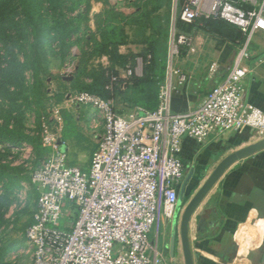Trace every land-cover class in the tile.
<instances>
[{
  "label": "built area",
  "instance_id": "2783aa9c",
  "mask_svg": "<svg viewBox=\"0 0 264 264\" xmlns=\"http://www.w3.org/2000/svg\"><path fill=\"white\" fill-rule=\"evenodd\" d=\"M198 20L235 26L245 39L229 73L208 98L198 108L175 113V79L181 85L187 81L175 66L176 58L185 49L196 51L194 39L180 32L178 24ZM170 26L167 82L155 111L133 108L121 113L114 99L87 92L66 96L68 107L93 108L104 122L88 172L71 166L58 143L62 108L53 110L55 124L42 126L43 146L52 151L39 164L31 144L0 141V153H8L2 163L28 170L39 192L33 223L25 231L32 264H163L158 236L151 241L150 235L176 214L186 177L183 140L204 144L213 135L248 128L264 139V112L244 99V82L252 72L245 61L253 37L264 33V0H173ZM141 65L142 58H137L135 65L111 76L107 89L126 88L134 77H141ZM1 114L0 108V127Z\"/></svg>",
  "mask_w": 264,
  "mask_h": 264
},
{
  "label": "crops",
  "instance_id": "0c3cea01",
  "mask_svg": "<svg viewBox=\"0 0 264 264\" xmlns=\"http://www.w3.org/2000/svg\"><path fill=\"white\" fill-rule=\"evenodd\" d=\"M100 12L101 9L94 13ZM216 27V30L212 31L210 27L204 28L201 23H196L182 32L194 39L196 51L191 54L185 49L176 58L175 66L187 75V81L181 85L175 79L171 101L175 113L198 108L217 84L227 76L233 65L242 44L238 42L236 35L241 34L234 26L224 23H219ZM135 47L136 50L141 48L129 44L122 46L120 53H131L132 51L129 50ZM248 53L249 58L245 61V65L252 72L244 82V99L246 103L264 112L263 32L253 37ZM168 57L169 42L162 86L167 82ZM101 60L104 67L110 66L107 56ZM142 74L143 71L141 76ZM81 110L80 106H75V112L69 115L67 109L62 108L61 115L63 111L67 113L66 116L64 114L61 116L63 130L68 117L79 122L82 118L88 119L89 116L82 114ZM49 121L50 124H55L52 115L46 124H49ZM92 129L96 130L93 150L95 153L100 137L104 133V122L96 112L93 114ZM28 133L32 136H40L42 143L43 133L39 134L34 129L29 130ZM62 133L61 149L68 152L69 144L62 137ZM261 140L263 139L259 138L256 131L250 128L221 136L213 135L204 144L190 138L183 140L181 159L186 168V177L179 188V205L174 218L171 221H162L155 232V239L158 236V248L164 259L163 264H187L182 237L184 214L193 198L216 174L217 180L200 201L188 224L187 248L192 264H264V148L259 150L255 148ZM41 146L44 149L42 155L44 159L49 153L43 143ZM36 156L38 158L37 152ZM68 156L71 166L90 168L93 155L87 167H80L77 162L70 160L69 154ZM26 173L29 174L28 170L24 169L22 176L27 175ZM14 194L21 199L22 206H25L29 197L34 194V206L29 212L31 217L28 226H30L37 211L39 192L30 180L21 179ZM13 216L14 211L10 208L6 218H11L12 221L15 219ZM13 227L12 224L9 229L12 230ZM25 231L23 238L15 239L17 249L7 255L6 263L32 264V254L28 251Z\"/></svg>",
  "mask_w": 264,
  "mask_h": 264
},
{
  "label": "trees",
  "instance_id": "16d2710c",
  "mask_svg": "<svg viewBox=\"0 0 264 264\" xmlns=\"http://www.w3.org/2000/svg\"><path fill=\"white\" fill-rule=\"evenodd\" d=\"M55 1L0 0V47L5 51L7 49L9 54V60L8 58L3 60V62L9 63V69L0 80V99L9 100L10 107L15 106L13 110L9 111H6L4 106L1 108L4 124L0 127V141L14 145L22 142L32 144L38 154L35 164H39L43 159L44 149L41 146V137L32 136L23 123L15 122L16 116H18L15 111L20 108V105H16L18 104L16 99H19L23 93L25 73L28 70L37 73L39 72L38 68L43 64L40 48L45 40H49L54 47H59L60 41L64 44L67 38V31L61 32L62 20L51 23L56 18L51 17V11H44V6L47 5L45 3L49 2L52 5ZM108 2L111 3L110 0ZM172 2V0H137L135 6L137 9L131 14L118 12L111 7L100 14L102 22L98 27L99 34L89 38L91 44L88 46V50L83 52L77 65L76 74L73 76L71 84L76 92H87L104 100L114 99L117 107L119 104H124L127 109L142 108L147 111H155L159 106V94L166 70ZM41 6L43 12L37 15V9L39 10ZM89 15L90 8H87L85 13L87 21ZM213 22L215 24H212ZM218 22L224 23L219 20H198L196 23H201L204 28L210 27L212 31H215ZM188 27L190 25L178 24L181 32L187 31ZM238 31L242 35L239 29ZM241 35H236L240 43L245 39ZM25 42L29 43L30 49L24 48ZM18 44H21V51L25 53L24 61L17 60L13 54V49ZM129 44L141 47L142 54L132 52L121 54L120 48ZM27 50H29V54ZM31 54L35 56V61L30 58ZM105 56L110 60L109 67H104L100 62ZM137 58L143 60L142 76L134 77L130 85L124 89L115 85L113 90H108L111 76L118 75L119 69H125L130 64L135 65ZM64 96L66 98L64 93L56 95L57 100ZM25 99L28 100V98ZM50 99L51 97H49ZM43 101L44 98L42 99L40 96L39 103ZM3 103L5 104V101ZM63 114L67 115L64 111L62 116ZM7 154L0 153V183L3 185V190L0 191V264H8L5 262L7 255L17 249V240L9 241L6 237V231L16 219L14 217L15 219L11 221V218H6L10 206L17 198L14 192L21 179L31 182L29 175L28 177L22 176L24 168L11 167L2 163L3 157ZM28 225L29 223L24 228Z\"/></svg>",
  "mask_w": 264,
  "mask_h": 264
},
{
  "label": "rangeland",
  "instance_id": "374dc122",
  "mask_svg": "<svg viewBox=\"0 0 264 264\" xmlns=\"http://www.w3.org/2000/svg\"><path fill=\"white\" fill-rule=\"evenodd\" d=\"M110 2L111 3H109L108 0H56L52 5H50L49 2L45 3L47 5L44 6V11H51V17L54 16V18H56V20L53 19L51 23L62 20V24L60 25L61 27L63 26L61 32L67 31L68 39L66 38L64 44L60 41L59 47H54V45L50 44L49 40H45L42 48H40L43 64L38 68V75L35 72L36 76L32 70H28L25 73L23 93H21L19 99H16V103H18L16 105H20V108L15 111V114L18 115L16 116L15 122H21L28 130L31 131L34 129L37 130L39 134H42V126L44 123H47L50 116L53 115L54 108L55 110H58L57 108L67 109L69 115H71L70 113L73 111L75 112V107L74 109H69L65 96L57 100L56 95L64 93L67 96L70 93L76 92L71 84L73 76L76 74L77 65L79 64L83 52L85 53V51L88 50V46L91 44L89 38L99 34L98 27L101 26L102 22V18L99 17V15L103 14L105 10L110 7L125 14H131L137 9L135 7L137 0H110ZM87 8H90L88 21L85 19ZM100 9V13H94ZM42 12L43 7L41 6L39 10L37 9V15ZM79 15H81V17H79ZM16 39H19V37H16ZM20 45L21 44H18L14 47L13 54L16 56L15 58L17 60L24 61L25 53L21 51ZM23 46L24 48L30 49L29 43L27 42H25ZM27 51L29 54V50ZM131 51L136 52L135 54H142V48H137L136 50L135 47V49L129 50V52ZM8 56L7 49L5 51V49L3 50L0 47V80H2L4 73L9 69V63L3 62L4 58H8L9 60ZM30 58L34 61L36 60L35 56L32 54ZM95 63L97 64V62ZM141 67L143 70V65H141ZM70 78L72 79L69 80ZM40 96L42 99L44 98L42 103H39ZM49 97H51L50 100ZM25 98H28V100L26 101ZM4 101L5 104L3 103ZM2 106L6 108V111L10 109L13 110L15 107H10L11 103L9 100L0 99V108H2ZM81 109L82 114L84 113L89 116L88 119L82 118L79 122L74 118L68 117L65 121V129L63 130L62 137L69 144L67 147L68 152L66 153L70 155V160L77 162V165L80 167H87V163L89 164V160L95 149L96 139L94 132H96V130L92 129V122L93 114L96 111L93 108L85 106H81ZM118 109L123 113L127 108H125L124 104H119ZM50 123L49 121V124ZM44 148L49 154L51 153L52 150L50 147ZM91 165L92 160L90 167ZM81 169L86 172L90 170V168ZM28 175L29 174L25 176L28 177ZM2 190L3 185L0 183V191ZM34 199L35 197L33 194L32 197H29L28 204L26 203L25 206H22V204H20L21 199L17 197L10 206L14 211L13 219L14 217L16 219L13 224V229L6 231V237L9 241L23 238L26 229L24 227L29 223L31 217L29 212H31L34 206ZM20 208L22 209L20 210ZM76 214H78V212L75 210L74 217ZM155 232L156 229L150 235L151 241L155 239Z\"/></svg>",
  "mask_w": 264,
  "mask_h": 264
},
{
  "label": "water",
  "instance_id": "95a60500",
  "mask_svg": "<svg viewBox=\"0 0 264 264\" xmlns=\"http://www.w3.org/2000/svg\"><path fill=\"white\" fill-rule=\"evenodd\" d=\"M235 4H238L240 0H229ZM70 78L69 80H71ZM60 145H62V140L60 139L58 142ZM257 150L263 149L264 148V139L259 142V144L255 147ZM217 174L211 177L208 182L201 188V190L198 192V194L193 198L191 203L188 205V208L184 214L183 218V223H182V237L184 239V244H185V251H186V262L187 264H192L191 262V257L189 254V250L187 248L188 243H187V236H188V224L191 219V216L197 206L199 205L200 201L205 197L207 192L210 191L212 186L214 185L215 181L217 180Z\"/></svg>",
  "mask_w": 264,
  "mask_h": 264
}]
</instances>
